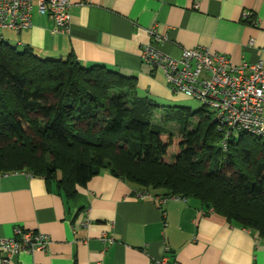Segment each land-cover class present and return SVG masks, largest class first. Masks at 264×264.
<instances>
[{"label": "crops", "instance_id": "obj_1", "mask_svg": "<svg viewBox=\"0 0 264 264\" xmlns=\"http://www.w3.org/2000/svg\"><path fill=\"white\" fill-rule=\"evenodd\" d=\"M71 2L69 33L53 32L54 21L35 11L32 26L5 29L3 40L44 58L73 55L83 66L102 64L134 75L139 90L155 98L171 90L164 72L141 57L152 27L168 37L159 48L175 57L204 44L234 63L264 61V0ZM245 10L249 19L243 18ZM135 188L103 170L69 197L44 176L0 172V239L13 237L18 226L51 236L47 250L21 252L8 264H162L165 257L166 264H264V238L248 228L195 199H137ZM87 206L92 223L81 228L77 223ZM105 232L113 244L104 242Z\"/></svg>", "mask_w": 264, "mask_h": 264}, {"label": "trees", "instance_id": "obj_2", "mask_svg": "<svg viewBox=\"0 0 264 264\" xmlns=\"http://www.w3.org/2000/svg\"><path fill=\"white\" fill-rule=\"evenodd\" d=\"M161 109L134 75L0 40L1 173L44 176L71 197L108 170L135 189L195 199L264 238V140L241 132L225 151L205 107L187 109L198 123L178 133L167 125L180 118Z\"/></svg>", "mask_w": 264, "mask_h": 264}, {"label": "built area", "instance_id": "obj_3", "mask_svg": "<svg viewBox=\"0 0 264 264\" xmlns=\"http://www.w3.org/2000/svg\"><path fill=\"white\" fill-rule=\"evenodd\" d=\"M71 0H0V40L3 30L21 31L32 26L35 11L46 13L53 21V32H70ZM243 18L249 19L245 10ZM257 25L258 22H255ZM150 40L142 45L143 62L161 69L169 88L199 100L212 114L216 130L222 135L220 145L227 151L229 140L236 132H246L264 140V61L234 63L225 54L199 44L194 48H183L178 57L159 48L168 40L155 27L148 29ZM137 199L152 198L161 203L176 195L153 194L147 189H133ZM91 206L82 211L77 225L87 228L92 223ZM102 239L107 245L115 238L107 232ZM51 244V236L39 230L18 226L13 237L0 239V264L12 262L21 252L45 251ZM168 258L159 263L166 264ZM100 264V263H98ZM156 264V263H153ZM177 264V263H175Z\"/></svg>", "mask_w": 264, "mask_h": 264}, {"label": "rangeland", "instance_id": "obj_4", "mask_svg": "<svg viewBox=\"0 0 264 264\" xmlns=\"http://www.w3.org/2000/svg\"><path fill=\"white\" fill-rule=\"evenodd\" d=\"M138 93L141 96H147V94L142 93L141 90H139V86H138ZM149 97L152 100L156 101L162 107L161 110H164V112H168L170 114H173L174 112V115L180 118V119H176L175 121L167 125L168 130L172 131L173 133H178L180 131L179 128L181 126L183 127L188 126L190 129H192L197 125L198 117L186 116L185 113L187 109H191L192 112H195L204 108L199 100L188 97L183 93H175L172 90L170 95H168L167 97H159V98H155L153 96H149ZM207 110L209 109L207 108ZM185 117L187 118V120L183 119ZM157 119H160V114H158ZM239 135L240 132L235 133V136L237 138L239 137Z\"/></svg>", "mask_w": 264, "mask_h": 264}]
</instances>
